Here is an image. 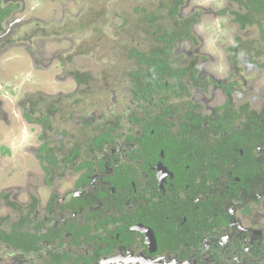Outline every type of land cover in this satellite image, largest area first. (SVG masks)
<instances>
[{"label":"flooded vegetation","instance_id":"obj_1","mask_svg":"<svg viewBox=\"0 0 264 264\" xmlns=\"http://www.w3.org/2000/svg\"><path fill=\"white\" fill-rule=\"evenodd\" d=\"M203 10L190 14L202 21ZM220 11L215 16L239 30L233 16ZM6 19L0 59L17 63L31 52L32 69H46L38 35L21 41V23L9 35ZM238 34L216 47L221 54L214 57L189 38L178 41L171 67L187 73L147 80L140 100L131 88L136 78L121 81L128 86L108 78L114 81L111 107L98 90L91 106L84 102L97 80L80 82L68 72L85 51L71 53L80 45L67 38L68 46L53 56L78 92L43 95L27 87L18 97V116L43 129L32 143L33 179L23 185L30 205L11 198L18 190L0 192L24 235L16 245L0 239V264H264V70L248 64ZM179 42L191 50L178 53ZM213 58L217 67L205 76L204 62L210 66ZM1 76L11 73L0 68ZM152 81L163 84L152 88ZM65 96L75 101L70 105ZM41 116L47 120L40 123ZM45 191L53 194L42 206ZM7 217L0 228L12 231Z\"/></svg>","mask_w":264,"mask_h":264},{"label":"rangeland","instance_id":"obj_2","mask_svg":"<svg viewBox=\"0 0 264 264\" xmlns=\"http://www.w3.org/2000/svg\"><path fill=\"white\" fill-rule=\"evenodd\" d=\"M64 1H66V3H64ZM146 1L147 0H6L8 4L14 2L22 5L21 9L13 12L12 18L6 19L4 25L7 27L8 31L11 27L9 35H13L15 28L21 23L17 39L24 41L23 39L29 38L32 32L36 35L41 34V36H45L46 38L44 40H39L35 45L38 46L40 54L45 53L44 57L47 59L44 60L46 69L42 71L32 69L33 57L30 54L31 52L29 55L26 54L23 47L22 49L27 56L26 58L18 56L17 63L11 61L14 60L10 58L11 56L1 57L0 59V68L6 71L7 74L11 73V77H0V192L18 190L21 193H16V191H14V193H12L14 195H12L11 198H14L15 201H20L22 205H30L29 193L23 192V185L26 184V182L29 183L30 180L33 179L31 176L33 173L32 164L34 163L31 161L32 143L37 140L36 137L38 132H41L43 129V125L29 124L23 117L18 116V102L20 101L18 97L21 96L19 94L23 93V91L27 93L25 89L29 87H33L34 89L38 88L43 95H48V93L57 89L61 92L64 90V93L73 94L78 92L77 89H79V87L74 85V81L66 79L67 76L64 75V68L60 67L58 59H56L58 56H53L56 49L61 50V48L68 46L67 44H69V41L66 38L74 39L73 37L75 35H79L78 39H80L79 41L82 43L80 49H72L71 53L80 50L86 53L80 57H73L75 59L71 68L78 65H80V67L91 65V68L97 72L104 71L106 73V71L109 72L113 70V72L117 74V76L113 78H118L115 83L118 85H120V83L123 84L124 82L121 81H124L127 77L126 69L132 66V61L128 58L129 51L127 45L130 41L133 42L139 37L137 34L130 36V32L127 31V28L122 30L120 27L122 25V19L116 18L114 13L110 18V12L105 11L104 8L112 5L113 12L119 11L132 21L133 16L131 14L135 12L134 7L144 4ZM199 2L207 5L208 9L196 4ZM63 4H68V7L63 6ZM187 5L188 6H186L183 12L184 15H189L192 9L194 10L196 7L205 9L203 10L204 14L202 16V21H200L195 30L196 35H201L202 38L200 44L204 47L200 49L201 52L210 54L213 57L216 54H221L216 47H220L222 44L227 45L231 42L227 41L229 39L233 41V38L239 31L236 26L230 25L227 17L215 16V12L225 8L228 3L225 0H190ZM231 6L234 7V5ZM155 10L158 9L155 7ZM103 14H106V16H103ZM97 17L98 21H96ZM64 24L68 26L67 28L70 33L60 37L53 35L52 32L57 33L64 27ZM103 31H110L111 35L107 37V34ZM256 32V28L248 29L245 32L244 39L252 38L253 41L258 40L259 36ZM82 37L83 40H81ZM223 39H225V41L222 42ZM178 46V53H186L191 50L189 45L185 42H179ZM52 57L55 59L50 61ZM246 61L248 63V57ZM216 62L218 61L214 58L210 66L206 65L204 62L205 69H203V74L205 76L210 75L211 70L217 67ZM11 63L13 68L10 67ZM47 67L50 69L47 70ZM255 70L256 69H254V71ZM58 73L62 79L65 78V82H63L62 79H60V81L54 80V75ZM261 75L264 77V72ZM98 80L99 81H95L91 84L89 92H85L87 98L84 102L91 106V101L93 99L91 94L94 95L98 90L99 93L102 94L101 101H103V105L105 107H111V100L113 97L110 89L114 81L108 80V77L103 74ZM28 90L30 91L31 89ZM123 92L128 93L130 91L123 89ZM262 92L264 96V88ZM246 96L247 100H250L249 91ZM71 97L73 96H65L69 104L71 101H75V98L71 99ZM261 98L262 96L259 95L258 99L254 100V107H259ZM241 99H245L244 92L242 93ZM263 99L264 98H262V100ZM79 105L83 107L85 104ZM35 134L36 137H34ZM4 148L8 149L9 153L4 150ZM18 168L25 170V172H21L20 176L17 178L16 172ZM18 186H21V189ZM4 194L5 193H0V223L3 222V219L8 221L9 218L7 216L11 217L13 223L17 221L18 215L14 211L15 208L10 207L6 203L3 197ZM51 194L53 193H48L47 191L40 193L42 206L45 205Z\"/></svg>","mask_w":264,"mask_h":264},{"label":"trees","instance_id":"obj_3","mask_svg":"<svg viewBox=\"0 0 264 264\" xmlns=\"http://www.w3.org/2000/svg\"><path fill=\"white\" fill-rule=\"evenodd\" d=\"M189 1L190 0H150L149 2V0H147L144 4L134 7L135 12L131 14L133 16L132 21L119 11L113 12L112 5L104 8L105 11L110 12V18L114 13L116 18L122 19V25L120 26L122 30L127 28V31L130 32V36L137 34L139 37L133 42L130 41L127 45L129 51L128 58L132 61V66L126 69V78H129V76L130 78H136L133 83L134 87L131 86V88L133 93H136L137 100L142 99L144 93L147 92L145 88L147 85L146 82H148L147 80L165 77L170 71L171 73L175 71V74L169 75L173 78H181L187 73V69H175L171 67V63L176 62L173 51L178 41L189 38L193 40L196 45H200L202 42L201 36L195 33L196 26L201 21L197 14L183 15L184 9ZM226 2L233 4L234 7L227 5L225 8L221 9L220 14L233 16V22L237 23L239 26L240 34H238L237 39L242 40L241 35L244 36L248 29H257L256 33L259 36L258 40L253 41L252 38H246L243 39L245 42L243 44L246 47L249 64L264 70V0H226ZM64 3H66V1H64ZM63 6L68 7V4H63ZM17 7L18 6L12 2L5 4L4 0H0V32L5 31L3 22L9 13L13 12ZM155 7L158 10H155ZM104 15L106 16V14H103V16ZM96 21H98V17ZM67 27L68 26L64 24V27L57 33H52L58 37L68 34L70 31ZM103 32L107 34V37L111 35L110 31ZM37 35L38 40H44L46 38L45 36H41V34ZM78 37L79 35H75L72 40L81 46L82 42L79 41L80 39H78ZM81 40H83V37ZM83 54L84 53H81L80 56ZM91 67V65L82 67L78 65L71 68L68 72H71V75L80 82H82V80L89 82L95 79L99 81L98 78L102 76V74L108 78H112L115 75L113 70L109 72L106 71V73L104 71L97 72ZM195 77H198V75H195ZM162 84L163 83L158 81L149 82L152 88ZM122 85L128 86L129 83H127L126 80ZM46 120L47 118L43 116L39 118L40 123ZM35 200L37 201L36 198ZM12 224V231H4L3 227L0 228V239L16 245L20 239L23 240L24 235L16 229L17 224ZM10 234L12 235L10 236Z\"/></svg>","mask_w":264,"mask_h":264}]
</instances>
